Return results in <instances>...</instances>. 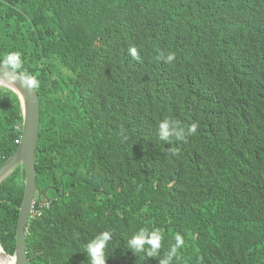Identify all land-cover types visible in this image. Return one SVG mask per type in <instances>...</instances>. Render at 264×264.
<instances>
[{"label": "trees", "instance_id": "obj_1", "mask_svg": "<svg viewBox=\"0 0 264 264\" xmlns=\"http://www.w3.org/2000/svg\"><path fill=\"white\" fill-rule=\"evenodd\" d=\"M13 52L38 81L51 198L29 219V264H88L102 231L106 264H159L177 233L172 264H264V0H0V60ZM164 118L197 133L160 141ZM22 131L0 86V165ZM25 180L19 165L0 186L10 254ZM141 228L161 232L159 257L128 249Z\"/></svg>", "mask_w": 264, "mask_h": 264}, {"label": "water", "instance_id": "obj_2", "mask_svg": "<svg viewBox=\"0 0 264 264\" xmlns=\"http://www.w3.org/2000/svg\"><path fill=\"white\" fill-rule=\"evenodd\" d=\"M28 76L17 69L0 66V86L9 88L19 97L23 114V131L18 148L0 165V186L19 166L23 165L26 173L25 192L20 208L17 243L14 254L8 253L1 241V255L13 260V264H29L26 237L29 219L34 210L36 197L41 199L43 192L37 184V148L41 127V100L37 88L27 84ZM50 201V198H48ZM46 204L47 201H41Z\"/></svg>", "mask_w": 264, "mask_h": 264}, {"label": "clouds", "instance_id": "obj_3", "mask_svg": "<svg viewBox=\"0 0 264 264\" xmlns=\"http://www.w3.org/2000/svg\"><path fill=\"white\" fill-rule=\"evenodd\" d=\"M129 51L133 58H138L135 48H131ZM160 59L165 63H171L174 60V54L162 55ZM0 66H8L12 69L21 68L22 60L20 53L13 52L7 54L0 60ZM27 84L35 88L38 86V81L35 77L29 76L27 78ZM198 127V122L182 126L178 120L164 118L158 124L157 136L163 142H170L173 138L178 141H186L188 136L196 135ZM111 239L112 234L110 231H102L84 245V253L87 256L88 264H106L105 249ZM161 242L162 234L158 229L149 230L148 228H141L128 239L127 247L134 254L143 253L146 258H157L160 256ZM183 244V237L177 233L175 235V244L159 259V264H172L178 249L182 248Z\"/></svg>", "mask_w": 264, "mask_h": 264}, {"label": "bare ground", "instance_id": "obj_4", "mask_svg": "<svg viewBox=\"0 0 264 264\" xmlns=\"http://www.w3.org/2000/svg\"><path fill=\"white\" fill-rule=\"evenodd\" d=\"M0 264H13V260L12 259L6 258V257H4V256L1 255V249H0Z\"/></svg>", "mask_w": 264, "mask_h": 264}, {"label": "flooded vegetation", "instance_id": "obj_5", "mask_svg": "<svg viewBox=\"0 0 264 264\" xmlns=\"http://www.w3.org/2000/svg\"><path fill=\"white\" fill-rule=\"evenodd\" d=\"M52 187V186H51ZM52 188H54V187H52ZM43 191V195H42V197H41V199H39V198H37L36 197V200L37 199H39V200H41V201H48V198H50V196H49V194H48V187L47 188H45L44 190H42ZM50 200H51V198H50ZM35 203H36V201H35ZM34 206H35V204H34Z\"/></svg>", "mask_w": 264, "mask_h": 264}]
</instances>
